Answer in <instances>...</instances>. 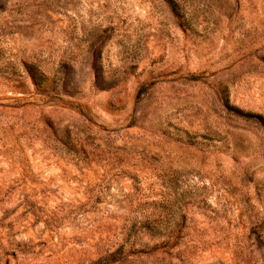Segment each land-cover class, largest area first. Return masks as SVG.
I'll return each mask as SVG.
<instances>
[{"label": "rangeland", "instance_id": "rangeland-1", "mask_svg": "<svg viewBox=\"0 0 264 264\" xmlns=\"http://www.w3.org/2000/svg\"><path fill=\"white\" fill-rule=\"evenodd\" d=\"M0 264H264V0H0Z\"/></svg>", "mask_w": 264, "mask_h": 264}]
</instances>
